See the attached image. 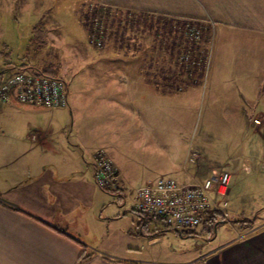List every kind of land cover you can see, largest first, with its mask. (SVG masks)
<instances>
[{
  "label": "crops",
  "instance_id": "obj_1",
  "mask_svg": "<svg viewBox=\"0 0 264 264\" xmlns=\"http://www.w3.org/2000/svg\"><path fill=\"white\" fill-rule=\"evenodd\" d=\"M97 1L114 12L167 20L174 25L173 33L178 35L170 47H151L153 53L161 52V59H153V55L142 58L143 50L139 49L131 57L116 56L115 60L105 58L87 63L93 67L99 63L102 68L98 74L84 78V90L80 93L83 100L96 98L104 105L99 123L89 115L84 119L74 115L72 123L69 119L65 122V115L60 114L65 106L46 108L21 104L13 96L8 100L0 98V264H264L262 222L255 226L238 223V227L233 226L231 236L214 239V243L198 253L178 258L169 252L164 255L165 250L155 251L154 244L159 237L142 234L136 227V219L133 220L135 230L132 226L126 229L122 243L108 240L113 235L108 229L111 223L104 220L106 205L97 204L90 197L91 188H94L92 195L100 190L108 191L92 181L95 152L105 148L119 168V188L113 192L119 194L120 203L125 204L123 214L135 211L133 197L129 208L125 196L130 190L128 178L130 173L140 169L139 161L123 150L115 136L108 140L106 132L115 130L119 122L130 123L126 128L131 130L139 126L141 130L147 100L196 97L197 91L208 81L210 97L219 94L226 99L224 106L246 109L244 114H257L256 110L262 108L264 102V0ZM7 2L12 8L17 0ZM189 23L202 25L208 37L200 42V47L209 50L201 74L199 69L187 73V63L178 58L184 48V27ZM29 26L30 43H33L39 22L34 21ZM43 42L47 43L45 38ZM110 45V52L121 54L119 47ZM38 46L44 47L43 44ZM173 51L176 52L174 58L170 56ZM238 51L242 52V61L230 58L231 52ZM211 53L214 58L210 60ZM3 59L1 80L18 68L31 66L23 59L19 60L21 62ZM239 84L247 85L240 87ZM68 94L69 104H74L76 110L79 93L71 99L70 90ZM240 97L247 100L245 106L239 102ZM138 137L143 144L142 136ZM153 145L159 156L167 155L168 165L161 167L165 162L158 159L144 168L182 179L187 172L181 163L171 160L169 144L156 141ZM128 162L134 165H127ZM205 164L207 162L195 166L205 168ZM148 178L150 175H146L142 183ZM99 205L104 210L94 218L93 212ZM121 215L115 216L120 218ZM142 239L147 240V245Z\"/></svg>",
  "mask_w": 264,
  "mask_h": 264
},
{
  "label": "rangeland",
  "instance_id": "obj_2",
  "mask_svg": "<svg viewBox=\"0 0 264 264\" xmlns=\"http://www.w3.org/2000/svg\"><path fill=\"white\" fill-rule=\"evenodd\" d=\"M31 1L32 3H28L30 0L22 3L17 0L16 6L10 8L7 0H0V65L5 60L3 58H9L13 62H21L19 60L23 59L31 65L28 69H33V66H36V70L44 68L49 72L53 71L67 81L70 99L79 93L76 99L79 103L77 109L75 110L74 104H69V106H65L63 112H60L63 116L65 115L63 118L65 122L68 121L66 119H69V123H72L74 115L81 119L89 115L99 123L100 110L104 109V105L100 104L96 98L85 101L80 95L81 90H84V78H87L88 75L98 74L102 69L99 63H95L94 67L87 63L105 58L114 59L116 56L131 57L139 52V49L143 50L140 54L142 58L146 59L153 55V59H161V52L153 53L155 51L152 52L151 47H170L175 35H178L173 33L174 25L167 20L114 12L107 6L101 5L97 0ZM38 2H42V6ZM91 9L92 13H97V15H91L92 19L88 21L89 24L97 16H102L105 26L107 23L109 26L110 33L109 35L105 34L103 44L99 48L90 43L87 19L86 22L83 20L87 18L85 12L87 13V10ZM17 18L18 20H16ZM34 21H38L39 25L43 22L49 24L48 27L44 24L41 25L45 33L47 32V35H44L47 43L42 42L43 48H40L41 46L38 44L44 38H37L33 43H30L32 32L29 24ZM110 44L119 47L121 54L110 52ZM208 52L207 49V59ZM212 56L214 58L211 53L210 60ZM233 57L242 61V52L238 51L236 54L231 52L230 58ZM178 58L181 59V56L179 55ZM18 70L19 68L15 71ZM262 70H264L263 53ZM207 83L210 87L208 81ZM207 83L205 82V86L197 91L196 97L193 95L185 98L147 100L145 102L147 105L143 107L146 110V119L144 118L145 121L142 122L141 130L140 126L131 130L129 127L126 128V125L130 126V123L119 122L115 130L106 132L108 140L115 136L123 150L139 161L137 167L139 166L140 169L136 172L134 170L128 178L127 185L130 190L125 197L129 208L132 204V190L141 185L146 175H150L151 178L164 175L176 179L172 175L156 174L144 168L149 165V162L158 159L165 162L161 167L168 165L167 155L161 153L159 156L157 154L159 151H155L157 147L151 146L156 141H165L166 145L169 144L167 149L171 160L183 165L182 168L187 174L182 179H178L179 181L177 180L181 181L180 183L203 180L222 170L230 171L229 192L225 198L226 203L221 205L220 211L225 218L223 221L232 223L220 221L218 225L216 223L212 231L207 230L200 223L193 233H181L175 227L167 226L163 219L153 216L149 220L148 230H162L154 235V237H159L154 244L155 251L159 253L165 250L164 255L169 252L171 256L178 258L198 253L199 250L214 243L212 242L214 239V241H218L223 236H231L233 226L238 225L237 222L232 221L235 218L254 217L253 226L261 222L264 223V102L262 108L256 110L257 114L253 112L244 114L246 109L224 106L222 103L226 99H222L219 94H216V97H210ZM245 85L247 84H239L240 87H245ZM243 94L244 92L241 90L240 96ZM240 98L237 99L245 106L247 100ZM214 102L220 103L218 106H214L212 105ZM255 118H259L261 123H255ZM61 119L60 121H62ZM139 135L143 138V144L138 141ZM188 150L195 151L199 157L195 161H187ZM202 162H207L205 168L197 169L195 165H200ZM128 163L130 164L127 165H134L131 162ZM92 181L102 189L97 185L95 177ZM93 190L94 188H91L90 197L97 201V204L106 205L104 220L111 223L108 229L113 235L108 240L122 243L121 240H124L127 235L126 229L131 226L133 230L136 227L140 228L133 221L134 219L139 221L137 212L128 210L126 214H123L124 207L122 206L125 204L120 203L119 194L100 190L92 195ZM103 210V206H100L97 211L93 212L94 218H98L99 213ZM117 214L122 215L118 218L115 216ZM90 224L95 225L92 220H90ZM142 240L147 245V240Z\"/></svg>",
  "mask_w": 264,
  "mask_h": 264
},
{
  "label": "built area",
  "instance_id": "obj_3",
  "mask_svg": "<svg viewBox=\"0 0 264 264\" xmlns=\"http://www.w3.org/2000/svg\"><path fill=\"white\" fill-rule=\"evenodd\" d=\"M104 26L102 16L93 19L92 40L97 47L103 44ZM186 36L189 42L200 43L202 29L197 24L189 23L186 25ZM189 53V50L183 53L181 59H187ZM68 93V83L64 79L28 69H19L0 81L2 100H8L13 96L21 104L30 106L47 108L68 106ZM254 121L261 123L259 118H255ZM188 151L187 161H195L199 157L195 151ZM94 177L101 188L110 190L119 188V168L105 148H99L95 152ZM230 178L231 173L228 170L213 173L203 180L184 183L164 175L150 178L135 189L133 208L151 216H159L180 232L188 233L201 223L205 211L220 210L221 205L226 203Z\"/></svg>",
  "mask_w": 264,
  "mask_h": 264
},
{
  "label": "trees",
  "instance_id": "obj_4",
  "mask_svg": "<svg viewBox=\"0 0 264 264\" xmlns=\"http://www.w3.org/2000/svg\"><path fill=\"white\" fill-rule=\"evenodd\" d=\"M93 10H87V13L85 12V17L87 18H84L83 20H85L86 22V19H87V23H88V26H89V40L90 42L92 43V45H94L96 47L95 44H93V38H92V21H91V24H89L88 21H90L92 19L91 15H96L95 13L93 14L92 13ZM108 13V11H106ZM201 29H202V39L204 40H207V36L204 35V27L202 25H199L197 24ZM109 26H108V23L106 26H104V34L106 35H109L110 31H109ZM182 28V27H181ZM185 28V34L183 35L184 36V40H183V45H184V48L182 49V52L179 54L180 56L187 52L188 50L190 51L189 53V57L187 59H180V60H183L184 62L187 63V73L189 74H192V72L194 71L193 69H199V74H201V71L203 70L202 68V65H203V60H205V57H207V50L205 47H200V43H195V42H189V39L187 38L186 36V26L184 27ZM182 28V29H184ZM36 34L33 35V38L37 39V38H40V39H43L44 38V34L45 31L43 29V27L41 25H39L37 28H36ZM43 32V33H42ZM41 33V34H40ZM34 39V40H35ZM43 40L40 41V44H42ZM39 44V45H40ZM180 45V43L178 44ZM175 47V45H174ZM200 49H203L204 51H201ZM184 51V52H183ZM176 55V52L173 51L171 52V57L174 58ZM177 58V56H176ZM34 68L32 69L33 71L35 72H38V73H43V74H46V75H49V76H52V77H60L58 76V74L54 73L53 71L52 72H49L47 71V69H42L40 68L39 69H35L36 66H33ZM21 69H24V68H21ZM26 69V68H25ZM203 72V71H202ZM1 78L2 76L0 75V81H1ZM108 191H113V190H110V189H106ZM137 214L139 215V221H138V225L140 227V230H141V233L144 234V235H147V236H152L154 237V235H156L158 232L162 231L161 229H154L153 231H150L148 230V222L149 220L153 217L149 214H146V213H142V212H139V211H136ZM154 217H157V218H160V219H163L159 216H154ZM225 218L223 216V214L221 213L220 210L218 209H210V210H207L205 211L203 214H202V217H201V223L202 225H204L205 228H207V230L209 231H212L213 228L215 227L216 223L218 225V222L220 221H223ZM164 220V219H163ZM255 220L254 217H245V216H242V217H238V218H235L233 219L232 221L234 222H237L243 226H250L253 221ZM166 222V221H165ZM167 226H169V224L166 222ZM194 230H192L191 232H188V233H193ZM182 233V232H181ZM85 257L82 256V259Z\"/></svg>",
  "mask_w": 264,
  "mask_h": 264
}]
</instances>
